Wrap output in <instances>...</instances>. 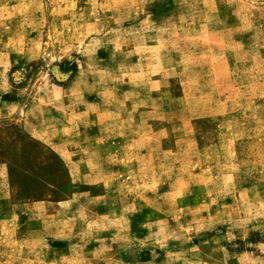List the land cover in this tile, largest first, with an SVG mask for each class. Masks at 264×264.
I'll return each instance as SVG.
<instances>
[{"label":"rangeland","instance_id":"374dc122","mask_svg":"<svg viewBox=\"0 0 264 264\" xmlns=\"http://www.w3.org/2000/svg\"><path fill=\"white\" fill-rule=\"evenodd\" d=\"M0 264H264V0H0Z\"/></svg>","mask_w":264,"mask_h":264}]
</instances>
